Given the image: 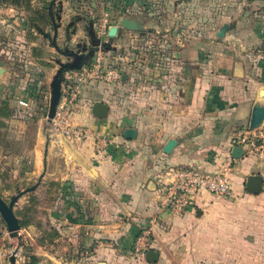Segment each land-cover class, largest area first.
<instances>
[{
  "label": "crops",
  "instance_id": "1",
  "mask_svg": "<svg viewBox=\"0 0 264 264\" xmlns=\"http://www.w3.org/2000/svg\"><path fill=\"white\" fill-rule=\"evenodd\" d=\"M72 2L58 0L63 19ZM75 5L101 9L98 22L107 15L108 31L123 18L137 20L144 30L120 29L116 38L102 41L111 48L98 47L94 54L120 78L81 85L72 126L90 135L51 138L40 126L34 147L18 157L22 165L30 164V176L38 182L31 194L50 217L51 231H61V255L90 264L132 260L147 232L148 264L149 250L160 252L155 264H182L202 250L194 259L264 264V190L259 195L246 190L248 176L264 178V140L255 154L240 143L251 131L254 106L264 105V78L248 56L264 43V0H81ZM232 23L220 41L218 32ZM50 98L51 88L44 95L49 103ZM96 102L110 107L107 119L92 114ZM127 128L137 131L136 139L124 138ZM251 132L264 133V125ZM98 135L115 144L101 150ZM170 140L178 143L166 154ZM236 147L245 152L240 159L233 157ZM165 166L211 174L226 170L233 195L202 192L182 215H174L161 207L163 193L154 182ZM54 243L51 261L57 260Z\"/></svg>",
  "mask_w": 264,
  "mask_h": 264
},
{
  "label": "rangeland",
  "instance_id": "2",
  "mask_svg": "<svg viewBox=\"0 0 264 264\" xmlns=\"http://www.w3.org/2000/svg\"><path fill=\"white\" fill-rule=\"evenodd\" d=\"M55 1L57 0L54 2L53 0H0V70H2L0 73V195L7 203L11 201L12 196L38 183L30 176V164L22 165L18 162L20 155L26 156L30 147H34L36 129L41 126L51 138L61 134L56 130L54 122L48 123L50 103L44 99L59 69L57 60L70 62V59L63 54L65 51L77 52L79 49L91 48L92 36L98 38L97 28L101 9L93 12L78 10L80 8L73 4L80 3L81 0H73L72 6L68 5V10L71 12L67 18L54 20L59 26L57 44L60 51H58L50 39L36 30V26H39L44 32L54 36L55 28L48 9ZM54 12L59 14V3H56ZM107 39L105 37L102 41ZM219 40L224 39L219 38ZM109 46L108 48H111L112 44ZM248 56L264 78V43L254 48ZM94 61L93 57L87 66H92ZM65 90L66 94L61 98L65 107H59L62 113L69 107L74 88L66 86ZM20 100L28 101L30 109L22 107L19 104ZM77 102L75 100L71 107L74 108ZM88 108L91 110L90 105ZM22 109L29 112L22 114ZM62 116H65V124L71 128L73 114L69 111ZM31 198L30 193L24 195L15 208L18 219L27 222V225L21 228L20 241L10 236L0 214V264H10L9 259L19 245L17 264H90L89 259L84 258L81 261L61 255L63 250V246L60 245L62 241L59 240L61 231L55 227L51 231L50 217L38 208L40 202L38 198L36 201L35 198L32 200ZM51 242H55L53 252L56 253L54 258L57 259L53 261L50 259ZM133 252L136 254L135 259L111 261L112 264H148L141 251L134 248ZM201 252L203 253L204 250ZM202 253L197 252L182 264H251L236 260L221 262L194 259L196 255L201 256ZM86 257L90 256L86 255ZM108 261L109 259L95 260L93 264Z\"/></svg>",
  "mask_w": 264,
  "mask_h": 264
},
{
  "label": "built area",
  "instance_id": "3",
  "mask_svg": "<svg viewBox=\"0 0 264 264\" xmlns=\"http://www.w3.org/2000/svg\"><path fill=\"white\" fill-rule=\"evenodd\" d=\"M110 21L108 16L103 18L99 22V27L97 28L98 38L101 40L99 47H104L102 39L108 37V28ZM120 78L118 72L110 70L105 66L101 58L95 59L92 66H85L80 70H68L63 75L62 83V96L66 94L65 87H73L72 99L67 108V111L62 113L60 108L65 107V104L60 103L57 114L55 117L54 124L56 125V130L61 132L65 136L70 138L81 140L87 138L90 132L83 127H72L69 128L65 124V116L63 114H68L69 111H73V102L79 100L81 94V85L87 81H105L109 83L116 82ZM19 104L24 107H30V103L26 100H20ZM72 105V107H71ZM71 108V109H70ZM64 118V120H62ZM59 121V122H58ZM52 122V123H53ZM58 122V123H57ZM263 132H251L247 131L242 134L240 143L248 147L250 153H257L259 148V142L264 140ZM97 143L99 148L106 149L110 145L115 144V141L106 135H98ZM227 171L221 170L218 173H205L194 168H180L176 166H165L160 172L154 176V182L158 186L160 192H162L163 200L161 207L163 209L169 210L174 215H182L194 202L195 198L202 192H207L219 197H232L233 190L230 182L227 178ZM150 234L145 232L137 242V250L141 251L144 255L151 247L149 244Z\"/></svg>",
  "mask_w": 264,
  "mask_h": 264
},
{
  "label": "water",
  "instance_id": "4",
  "mask_svg": "<svg viewBox=\"0 0 264 264\" xmlns=\"http://www.w3.org/2000/svg\"><path fill=\"white\" fill-rule=\"evenodd\" d=\"M62 13V6H60V12H59V20ZM235 23L233 24H225L221 30L218 32L217 37L220 39L225 38L226 33L229 32L233 27ZM120 29L124 30H130V31H143L144 26L138 22L137 20H130L128 18H123L120 20L117 26H113L108 31V37L113 39L118 36V32ZM36 30L42 34L45 38H48L52 41L55 48L60 51V48L57 44L58 39V32H59V26H55L54 36L52 37L50 34L44 32L42 28L39 26H36ZM101 44V40L92 36V51L88 53L86 56L85 54H81L80 52H64V56L70 59V62H62L60 60H57V64L59 65V69L56 72V75L54 76L53 80L50 83L51 88V98H50V106H49V112L47 115L48 123L52 124L53 120L56 117L58 107L61 103L62 98V83H63V74L66 70H80L83 67L88 65V61L94 57L95 49L98 45ZM2 70H0V73ZM264 95V91L262 93ZM110 107L103 103V102H96L92 106V114L98 118V119H107L109 115ZM264 125V105L261 103H257L252 112L251 121L249 124V129L251 131L258 130L262 128ZM123 136L126 140H134L137 137V131L133 128H127ZM177 140H170L164 149V152L166 154H171L175 146L177 145ZM245 155L244 150L241 147H236L233 150V157L235 159H240ZM38 187V184L28 188L22 192H19L17 195L11 197V201L7 203L2 196L0 195V214L2 218L4 219L8 231L10 233V236L12 238H17L19 241L21 240L22 234H21V226L19 224V219L15 213V208L18 205L20 199L33 191H35ZM246 190L250 194L259 195L264 190V178L261 175H250L247 178L246 182ZM20 250V245L17 247V249L14 251L12 256L10 257L9 261L10 264H17L18 262V252ZM160 258V252L155 250H149L146 254V260L151 263L155 264L158 262ZM99 264H107V263H99Z\"/></svg>",
  "mask_w": 264,
  "mask_h": 264
},
{
  "label": "flooded vegetation",
  "instance_id": "5",
  "mask_svg": "<svg viewBox=\"0 0 264 264\" xmlns=\"http://www.w3.org/2000/svg\"><path fill=\"white\" fill-rule=\"evenodd\" d=\"M53 2H54V0H53ZM56 3H58V0L55 1V3L50 4V7H49V9H48L49 17H50V19L52 20V23H53L54 28H55V26H56V21H54V20H56V19L59 18L58 13H57V12H54V8H55ZM92 50H93V49H92V46H91V48L79 49V50H77V52H80L81 54H85V55L87 56L88 53H89L90 51H92ZM65 52H66V51H65ZM68 52H69V51H68Z\"/></svg>",
  "mask_w": 264,
  "mask_h": 264
},
{
  "label": "trees",
  "instance_id": "6",
  "mask_svg": "<svg viewBox=\"0 0 264 264\" xmlns=\"http://www.w3.org/2000/svg\"><path fill=\"white\" fill-rule=\"evenodd\" d=\"M17 1H18V0H17ZM99 46H100V45H98L97 48L95 49V53H96V51H97V49H98ZM108 47H110L108 44H105V45H104V48L107 49ZM89 62H90V60L88 61V63H89ZM30 196H32L31 200L34 199V195H32V194L30 193ZM35 201H36V199H35ZM19 224H20L21 228H23V227H25V226L27 225V222H26L25 220H23V219H19Z\"/></svg>",
  "mask_w": 264,
  "mask_h": 264
}]
</instances>
